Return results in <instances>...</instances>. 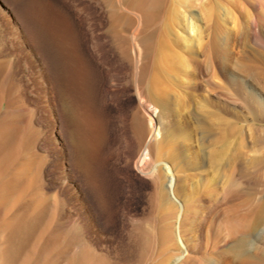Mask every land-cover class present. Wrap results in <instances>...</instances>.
<instances>
[{
	"label": "rangeland",
	"instance_id": "rangeland-1",
	"mask_svg": "<svg viewBox=\"0 0 264 264\" xmlns=\"http://www.w3.org/2000/svg\"><path fill=\"white\" fill-rule=\"evenodd\" d=\"M162 3L152 24L162 10L179 12L183 21L176 29L181 39L172 49L177 54L171 60L176 70L159 76V83L162 87L165 78L172 80L173 88L186 99L163 113L148 98L152 124L138 105L133 54L121 38L131 36L133 29L112 26L120 10L118 0H0V125L11 132L16 129L8 130L5 146L9 145L4 148L10 162L7 174L18 175L16 166L28 163L33 172L21 180L25 181L21 187H27V196L38 197L42 218L22 262L37 253L51 223L53 240L37 264H75L87 241L94 252L105 255V264H156L182 243L192 248L188 264H200L201 259V264L213 262L207 260V252H223L232 264H239L236 252L241 238L248 244L247 264H264V217L260 219L258 213L264 200V0H191L192 6L178 0ZM128 7L134 8L133 3ZM188 17L191 26L185 23ZM151 28L140 35L142 44L148 42ZM156 37L145 47L144 67L152 62ZM194 55L199 59L211 55L214 81L231 101L224 104L218 92L208 90L204 79L195 75L190 60ZM146 70V77L152 78L151 69ZM143 121L144 141L167 138L166 145H180L160 158L153 148L147 160L148 170L158 167L165 190L172 176L178 186L196 195L209 187H220L219 192L226 187L221 192L229 197L226 204L243 202L246 221L240 223L235 210L222 215L218 212L222 206L213 230L196 221L184 240L178 241L175 230L172 243L163 247L156 230L160 212L152 197V178L135 167L143 151L136 147L135 126ZM197 125L204 127L205 134ZM209 126L211 134L205 130ZM201 136L205 141L200 152ZM240 155L244 162L239 167ZM166 165L172 174L166 173ZM89 175L97 182L93 187ZM189 175H195L193 180L184 181ZM223 195H218V202ZM183 200L180 197V203ZM88 205L99 231L89 228ZM200 228L204 233L199 234Z\"/></svg>",
	"mask_w": 264,
	"mask_h": 264
},
{
	"label": "bare ground",
	"instance_id": "bare-ground-1",
	"mask_svg": "<svg viewBox=\"0 0 264 264\" xmlns=\"http://www.w3.org/2000/svg\"><path fill=\"white\" fill-rule=\"evenodd\" d=\"M118 1H119V9L120 10H119L118 15H117L118 18L114 19L115 23H113L112 26L116 25L118 27H121L122 29H127V28L132 27V29H133L132 35L130 34L131 36H128V35L124 36L123 35V37L121 36V38H124L125 39L124 41L128 42V48L131 47V52L133 54L132 59H131V63H132L131 66H133L135 73H136L135 74L136 75V78H135L136 92L135 93H136L137 100L139 103L138 105H139L140 109L144 112L146 117L149 119V121L152 122V118L150 115V108L146 107V104L148 103L147 102L148 98H151L153 101L151 99H150V101L155 102L163 110V113L165 111L167 113V110H170V108H172L174 106L175 107L180 106L182 100L184 98L186 99V97L178 94L176 92L177 90H175L173 88L175 85L173 86L174 82L172 80L165 78L166 81L165 80L163 81V85H165V86H162V87L159 83V76L161 77V75L167 73L168 70H173L172 68H174V66L172 64V63H174V61L171 62V60H172L173 54H175V55H177V54L172 52V49H173L174 43L177 42L178 39L180 38L176 29L179 30L177 27L180 26L179 25L180 20H182V19H180L181 17L179 18V15H178L179 12L171 14V13H168V12H165L164 10H162V12H160V16H159L158 20L152 24L153 19H154L153 15H154V13L159 12V10L162 9V7H163L162 2L164 0H118ZM178 2L180 5H184V4H190L191 5L192 4L191 0H178ZM132 3L134 5V8L131 9L128 7V5L132 4ZM180 14H181V12H180ZM185 20H186L185 23L189 24V26H191L193 24L191 22L192 21L191 17L190 18L188 17ZM148 26L152 27L151 30H149V32L147 34L148 42L142 44L140 41V35L143 33V31ZM184 27L185 26H183V28ZM189 28H192V27H189ZM191 32H193V31H191ZM154 34H156L157 40L154 43V47H153V53L154 54H153L152 62L149 66L147 65V67L145 64V67H144L142 61H143L144 51H146L145 47H147V48L150 47L151 42H152L151 39H152V36ZM117 36H119V35H117ZM209 40H210V38H209ZM178 43L177 44L175 43L176 46L178 45ZM209 47H210V45H209ZM200 51H201V49H200ZM203 51H205L204 48H203ZM203 51H201V53H203ZM126 52H127V50L126 51L121 50L122 54L126 55L127 54ZM147 54H148V52H147ZM188 55H190V54H188ZM211 55H212V53H211ZM211 55L204 56L203 59L197 58L198 55L197 56H195V55L191 56L190 60L194 65L193 72H195V75L197 73L201 78L204 79L205 84L204 83L203 84H204V86L207 85V87L209 88L208 90H211L212 92H215V93L218 92V94L222 98V101L224 102V104H226V102L231 101V97L228 96L227 93H225L227 91H225V92H224V90L221 91L219 89L221 87L217 86L215 83L216 81H214V78H215L214 76L216 73L214 70L215 66L213 65ZM181 62H182V59H181ZM4 63L2 64L3 66H4ZM129 63H130V61H129ZM183 63L184 62H182V65H183ZM192 63H190V64L192 65ZM5 64H7V63H5ZM5 67H3V68H5ZM147 68L151 69L152 78H150V76H149V78L146 77V71H147L146 69ZM175 68H176V65H175ZM188 69L189 68H187V70ZM187 70H186V72H187ZM172 73H173V71H172ZM142 76L144 77V78H142L143 80H141ZM193 76H194V74H193ZM174 81L176 82V80H174ZM0 82H1V80H0ZM187 82H190V81H187ZM182 85H184V83H182ZM188 85H189V83H188ZM194 85H196V83ZM217 88L220 91H218ZM208 90H207V92H208ZM192 96H193V94H192ZM189 97H190V95H189ZM192 99H193V97H192ZM188 100H190V99H188ZM140 109H139V111H140ZM225 109H227V108L225 107ZM172 110H174V108ZM177 111H179V110H177ZM140 112H137V113L140 114ZM6 115H7V112H6ZM134 116H135V114H134ZM3 117H4V115H3ZM178 118H176V119H178ZM143 119H144V117H143ZM186 119H188V118H186ZM5 120H8L7 117ZM15 120H16V118H15ZM138 122H140V121H138ZM143 123L145 124V122L143 121L142 123L137 124L136 125L137 127L135 126V128H136L135 132H137V134H136V136H137L136 147H137L138 151L141 149V147H143V151L141 153L139 152L140 155H139V157L135 163V167L138 169V171L142 175H146L147 177L152 178L151 179L152 180L151 182H153L152 197L155 199L156 206L160 212L159 213L160 216L158 219L159 221L155 222L156 223V230L158 232V235H159V238H160V241H161L163 247H166L167 245L172 243L173 236H175L174 235L175 230L177 232L178 241L184 240V238H182V237L184 235L186 236V233L189 230H191L193 227H195L194 225H196L195 224L196 221H199L200 225L201 224L204 225L207 223L209 228L212 229L211 227H214L213 225H215L214 224L215 220H217V217L215 215L219 214V213H221L222 215H224V214L227 215L226 213H229L230 211L235 210L236 215H237L236 219H238V221L240 223H243L244 221H246V217H247L248 213H247L246 205L243 202H240V203L235 204V205H227L226 204V199L229 197L221 194V192L223 193V191H224L223 189L226 187H223V189L221 188L222 189L221 192H219V189H218L220 187H218V188L217 187H212V188L209 187V188H206L205 190L202 189L203 190L202 195H199V194L196 195V193L194 194V192L192 193V191L188 192L189 191L188 188L183 187L182 184H181V186H178L179 184H176L175 179L172 176L167 180V187H166L167 190H165V188H164L165 185L163 186L162 175L160 174L158 167H155L156 165L155 166L153 165L154 167L151 170H148L146 163H147V160H150V156L152 154L153 148H154V150H156V156L160 158L161 155L164 154L165 152H169V151L173 152V150L176 148L178 149L180 147V145L178 147L175 145H173V146L169 145L168 146L169 143L166 145L165 140L167 138L165 140L156 141L155 143H153L150 138H149V140L144 141V139H143ZM3 124H5V123L3 122ZM152 124H153V122H152ZM5 125H6V127L9 126L8 124H5ZM9 127H11V124ZM198 127H199L198 130H200L201 132H203L205 134L204 127L203 126H198ZM179 129H180V127H179ZM8 130L9 129H6L0 125V264H37L36 262L39 259L38 256L44 255V253L48 250V248H49V246L53 240L52 239L53 238V230L51 227L52 225H51V223H49V225L47 226V228H46L47 231L44 234L43 239L40 241L39 247L35 250V253L36 252L37 253L34 254V256H29V258L27 260L24 259V262H22L23 257H24L23 256L24 250L28 246V244H30L31 238L33 237V233H34L35 229H37L39 221L42 218L40 215V207H39L40 201L38 200V197L31 196V194H30V196H27V195H29L28 193H27V195L25 194L27 187H21V184L23 182V181L21 182V180H23L24 178H25L24 180L28 179L31 175V172H33V171H31L32 169L28 168V163H26V164L24 163L22 165L16 166V170L19 172V173H17L18 175L7 174L8 164L10 162L8 160V157L4 153V151H5L4 148H6V146L9 145V144H7L5 146L6 142L9 143L8 134L11 131L9 130L10 131L9 132ZM14 130H16V129H14ZM14 130L12 132H14ZM205 130H206V132L211 134L213 129L211 126H209ZM196 131H197V129H196ZM208 133H207V135H208ZM184 135H186V133L183 134V136ZM188 136H189V134H188ZM202 136H204V135H202ZM171 139L172 138H170V140ZM203 141H205V140L202 137L201 141H199V151L200 152L203 150V147H204ZM172 144H174V142ZM183 149H182V151H183ZM199 151L197 152L198 154H199ZM170 155L172 156L173 153H171ZM240 156L241 157L238 160L239 163H237V164H240L239 167L243 166V162H244V158H243L244 156L243 155H240ZM171 158H173V156ZM21 159H22V157H21ZM176 159H177V156H176ZM232 168L234 170L236 167L233 165ZM165 169H166L167 174L168 173L172 174V171L170 170L169 166L166 165ZM239 169H241V168H239ZM194 176L195 175H189V176L184 177L183 179H184V181H189L190 179L193 180ZM94 178L95 177H92V175H89V177H88L89 187L90 186L93 187L96 185L97 182H95ZM98 187H99V185H98ZM40 188H41V186H40ZM199 190H197V191H199ZM29 191H31V190H29ZM42 192H44V191H42ZM47 193H49V192H47ZM220 194H221V196L222 195L224 196V198L222 197L223 198V200L221 201L222 203L218 202L220 200L218 198V195H219V197H221ZM35 196H37V195H35ZM40 197L43 198L44 196L43 197L40 196ZM180 197H183V199H184L183 203H180ZM47 201H48V199H47ZM102 202H103V200H102ZM102 202L100 203L101 207L106 208ZM222 206H223V208H219ZM86 207H88L87 217H88V222H89V228H91L92 230L94 229L95 231H99L97 226H95L96 224L95 225L93 224V216L91 214L90 205H88ZM218 208L220 209V211L217 210ZM217 211L219 213H217ZM258 213L260 214L259 215L260 219L264 217V200H263V203L261 204V210ZM199 222H197V223H199ZM217 223H218V221H216V224ZM256 223H259V221ZM39 226H40V224H39ZM243 227L244 226H242L239 229L242 230ZM258 227H259V225H258ZM202 228H200L198 230L199 234L204 233V232H202ZM244 229H245V227H244ZM240 230H239V232H240ZM215 233H216V231H215ZM194 234H195V232H194ZM242 235H244V234H242ZM217 239H219V238H217ZM223 240H225V239H223ZM86 243H87L86 244V250H85L84 254H82L83 256L81 255L82 257L81 256L77 257L78 258L77 263H75V264H105V262H106L105 255L97 254L96 252L93 251L92 247L90 246V242L87 241ZM238 243H240V244H239L237 252H236V257H237L236 260H238L239 264H247L249 262V256H248L249 254L247 252V245L248 244L247 245L244 244L243 238H241V242H238ZM213 244L214 245H212V246H215L216 241H214ZM28 250H30V249L28 248ZM191 251H192L191 247H188V245H183V243H182L181 246L178 248V250H176L172 253H166L164 255H161V257L158 259L156 264H188V261H189L188 256H189ZM225 252L227 253V251H225ZM207 253H208V255L205 254L203 257L205 259L206 255H207L208 256L207 260L209 258L210 260L213 261V262L210 261L211 263H209V264H232L234 262L233 260H232L233 261L232 262L230 259H228L227 258L228 255L225 256V254L223 252L220 255L217 252L210 253V254H209V252H207ZM26 256H27V254H26ZM195 259H197V258H195ZM201 260H200V264H201ZM44 262H46V264H53L54 263V262L52 263V261L49 263H47V261H44ZM197 263H199V262H197Z\"/></svg>",
	"mask_w": 264,
	"mask_h": 264
}]
</instances>
